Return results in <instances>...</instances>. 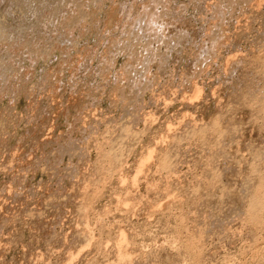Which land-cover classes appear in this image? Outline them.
<instances>
[{
    "label": "rangeland",
    "instance_id": "374dc122",
    "mask_svg": "<svg viewBox=\"0 0 264 264\" xmlns=\"http://www.w3.org/2000/svg\"><path fill=\"white\" fill-rule=\"evenodd\" d=\"M37 2L0 0V264H264V0Z\"/></svg>",
    "mask_w": 264,
    "mask_h": 264
},
{
    "label": "bare ground",
    "instance_id": "6f19581e",
    "mask_svg": "<svg viewBox=\"0 0 264 264\" xmlns=\"http://www.w3.org/2000/svg\"><path fill=\"white\" fill-rule=\"evenodd\" d=\"M32 1H33V0H32ZM74 1H75V0H74ZM83 1H84V0H83ZM94 1H95V0H94ZM140 1H141V0H140ZM145 1H146V0H145ZM163 1H164V0H163ZM166 1H167V0H166ZM234 1H236V0H234ZM26 2H27V1H26ZM38 2H39V0H38ZM38 2H37V3H38ZM41 2H42V1H41ZM68 2H69V1H68ZM77 2H78V1H77ZM89 2H90V1H89ZM156 2H157V0H156ZM161 2H162V1H161ZM228 2H229V1H228ZM53 3H54V2H53ZM64 3H65V2H64ZM73 3H74V2H73ZM79 3H80V2H79ZM83 3H84V2H83ZM153 3H154V2H153ZM231 3H232V2H231ZM234 3H235V2H234ZM234 3H233V4H234ZM26 4H27V3H26ZM29 4H30V3H29ZM67 4H68V3H67ZM70 4H71V2H70ZM137 4H138V3H137ZM143 4H144V2H143ZM154 4H155V3H154ZM156 4H157V3H156ZM158 4H160V3H158ZM167 4H169V3H167ZM11 5H12V4H11ZM24 5H25V4H24ZM31 5H32V3H31ZM37 5H38V4H37ZM73 5H74V4H73ZM75 5H77V4H75ZM129 5H130V4H129ZM138 5H139V4H138ZM140 5H141V2H140ZM140 5H139V6H140ZM146 5H147V4H146ZM179 5H180V4H179ZM181 5H182V4H181ZM181 5H180V6H181ZM229 5H230V4H229ZM231 5H232V4H231ZM33 6H34V5H33ZM33 6H32V7H33ZM35 6H36V5H35ZM66 6H67V5H66ZM98 6H99V5H98ZM134 6H135V5H134ZM155 6H156V5H155ZM165 6H166V5H165ZM165 6H164V7H165ZM215 6H216V5H215ZM25 7H27V6H25ZM42 7H44V6H42ZM53 7H54V6H53ZM69 7H70V6H69ZM73 7H74V6H73ZM120 7H121V6H120ZM124 7H125V6H124ZM127 7H128V6H127ZM131 7H133V6H131ZM131 7H130V8H131ZM145 7H146V6H145ZM150 7H151V6H150ZM153 7H154V6H153ZM218 7H220V6H218ZM23 8H24V7H23ZM134 8H136V7H134ZM148 8H149V7H148ZM28 9H30V8H28ZM39 9H40V6H39ZM49 9H50V7H49ZM55 9H56V8H55ZM74 9H75V8H74ZM131 9H132V8H131ZM131 9H130V10H131ZM140 9H141V8H140ZM143 9L146 10V8H143ZM156 9H157V7H156ZM184 9H185V8H184ZM219 9H220V8H219ZM58 10H59V9H58ZM60 10H61V9H60ZM122 10H123V9H122ZM134 10H135V9H134ZM136 10H137V9H136ZM147 10H149V9H147ZM168 10H169V9H168ZM27 11H30L31 13L35 14V16H37L36 14H39V13L41 12V11H40V12L37 11V9H35V7L31 8L30 10H27ZM49 11H50V13H51V11H54V10L52 9V10H49ZM62 11H63V10H62ZM79 11H80V9H79ZM127 11H128V9H127ZM132 11H133V9H132ZM161 11H162V10H161ZM221 11H222V10H221ZM47 12H48V11H46V13H47ZM56 12H57V11H56ZM75 12H76V11H75ZM81 12H82V11H81ZM124 12H125V11H124ZM129 12H130V11H128V13H129ZM171 12H172V11H171ZM17 13H18V12H17ZM48 13H49V12H48ZM60 13H62V12H60ZM85 13H86V12H85ZM126 13H127V12H126ZM213 13H214V12H213ZM221 13H223V12H221ZM20 14H21V13H20ZM29 14H30V13H29ZM53 14H54V12H53ZM56 14H57V13H56ZM83 14H84V13H83ZM119 14H120V13H119ZM134 14H135V13H134ZM161 14H164V13H161ZM179 14L181 15V13H179ZM22 15H23V14H22ZM31 15H32V14H31ZM45 15H47V14H45ZM51 15H52V14H51ZM130 15H131V14H129L128 16H130ZM140 15H141V16H140ZM155 15H156V12H153V11H152V12H151V11H150V12L145 11V12H143L142 14L137 15L138 18H137L136 20L134 19V17H136V16L133 15L134 17L132 16L133 18L130 19L131 17L128 18L127 15H126V16L124 17V18H125L124 21H125L126 19H128V20L130 19V20H132V21H130V22L133 23V21H134V22L136 21V23H137L138 20L140 21V18H141V21L144 22V23L142 24V25H144V27H143L142 29H140V30L145 31L146 34H147V33H148V34H151L150 32H152V30H153V31H156L157 28H158V27H156L157 23H155V22H156V17H155ZM14 16H15V15H14ZM32 16H33V15H32ZM32 16H31V18H32ZM39 16H40V15H39ZM49 16H50V15H49ZM55 16H56V15L54 14L53 17H55ZM68 16H70V15H68ZM78 16H79V15H78ZM156 16H157V15H156ZM161 16H162V15H161ZM161 16H160V17H161ZM51 17H52V16H51ZM53 17H52V18H53ZM56 17H57V16H56ZM63 17H64V16H63ZM126 17H127V18H126ZM154 17H155V18H154ZM35 18H36V17H35ZM37 18H38V16H37ZM40 18H41V16H40ZM43 18H46V17H43ZM47 18H48V17H47ZM80 18H81V17H80ZM16 19H17V18H16ZM26 19H27V18H26ZM41 19H42V18H41ZM41 19H40V21H41ZM49 19H50V17H49ZM58 19H59V18H58ZM76 19H77V18H76ZM133 19H134V20H133ZM220 19H221V18H220ZM29 20H30V19H29ZM34 20H35V19H34ZM44 20H47V19H43V21H44ZM55 20H56V18H55ZM65 20H66V19H65ZM65 20H64V21H65ZM71 20H72V19H71ZM78 20H79V19H78ZM43 21H42V22H43ZM121 21H122V20H121ZM141 21H140V22H141ZM32 22H33V21H32ZM48 22H49V21H48ZM48 22H47V24H48ZM50 22H51V21H50ZM65 22H66V21H65ZM29 23H30V22H29ZM29 23H28V24H29ZM34 23H35V22H34ZM38 23H39V21H38ZM40 23H41V22H40ZM43 23H44V22H43ZM57 23H58V22H57ZM67 23H68V22H67ZM126 23H127V22H126ZM138 23H139V22H138ZM215 23H216V22H215ZM12 24H13V23H12ZM21 24H22V23H21ZM50 24H51V23H50ZM53 24H54V23H53ZM65 24H66V23H65ZM68 24H69V23H68ZM154 24H156V25H154ZM7 25H9V24H7ZM48 25H49V24H48ZM66 25H67V24H66ZM72 25H73V23H72ZM128 25H130V23H129ZM138 25H139V24H138ZM138 25L136 24V26H138ZM142 25H141V26H142ZM158 25H159V27H161L159 23H158ZM158 25H157V26H158ZM40 26H41V24H40ZM42 26H43V24H42ZM42 26H41V27H42ZM70 26H71V25H70ZM74 26H75V25H74ZM136 26H135V27H136ZM141 26H140V28H141ZM28 27H30V25H28ZM51 27H52V26H51ZM66 27H67V26H66ZM71 27H72V26H71ZM71 27H70V28H71ZM127 27H128V26H127ZM129 27H130V26H129ZM133 27H134V26H133ZM218 27H219V26H218ZM3 28H4V26H1V27H0V33H3V32H4V30L2 31ZM11 28H12V27H11ZM23 28H24V27H23ZM39 28H40V27H39ZM39 28H38V29H39ZM47 28H48V26H47ZM63 28H64V27H63ZM80 28H81V27H80ZM131 28H132V27H131ZM154 28H156V30H155ZM220 28H221V27H220ZM222 28H223V27H222ZM4 29H5V28H4ZM29 29H30V28H29ZM33 29H35V28H33ZM40 29H41V28H40ZM43 29H44V28H43ZM50 29H51V28H50ZM66 29H67V28H66ZM68 29H69V27H68ZM73 29H74V27H73ZM125 29H126V28H125ZM143 29H144V30H143ZM5 30H6V29H5ZM7 30H8V29H7ZM20 30H21V29H20ZM58 30H59V29H58ZM62 30H63V29H62ZM133 30L135 31L136 28H133ZM158 30H159V28H158ZM217 30H218V29H217ZM220 30H222V29H220ZM21 31H22V30H21ZM23 31H24V30H23ZM27 31H28V30H27ZM34 31H35V30H34ZM53 31H54V29H53ZM67 31H68V30H67ZM71 31H72V30H71ZM71 31H70V32H71ZM78 31H79V30H78ZM127 31H128V29H127ZM130 31H132V30L130 29ZM160 31H161V28H160ZM9 32H10V31H9ZM12 32H13V31H12ZM24 32H25V31H24ZM28 32H29V31H28ZM28 32H27V33H28ZM39 32H40V31H39ZM45 32H46V31H45ZM56 32H57V31H56ZM64 32L66 33V31H64ZM121 32H122V31H121ZM135 32H136V31H135ZM218 32H219V31H218ZM221 32H222V31H221ZM52 33H53V32H52ZM54 33H55V32H54ZM54 33H53V34H54ZM67 33H68V32H67ZM67 33H66V34H67ZM131 33H133V32H131ZM156 33H157V32H155V33L152 32L153 35L156 34ZM158 33H159V32H158ZM158 33H157V34H158ZM18 34H19V33H18ZM20 34H21V33H20ZM22 34H23V33H22ZM68 34H69V33H68ZM142 34H143V33H142ZM142 34H141L140 36H142ZM148 34H147V35H148ZM157 34H156V35H157ZM178 34H179V33H178ZM8 35H9V33H8ZM69 35H72V34H69ZM125 35H126V34H125ZM134 35H135V34H134ZM143 35L145 36V33H144ZM147 35H146V37H147ZM160 35H162V34L160 33ZM221 35H222V34H221ZM21 36H22V35H21ZM40 36H41V35H40ZM43 36H44V35H43ZM58 36H59V35H58ZM150 36H151V35H150ZM157 36H158V35H157ZM157 36H154V37L157 38ZM178 36H179V35H178ZM4 37H5V36H4ZM4 37H3V40H4ZM6 37H8V36L6 35ZM15 37H16V35H15ZM29 37H31V36H29ZM71 37H72V36H71ZM71 37H70V38H71ZM130 37H131V36H130ZM0 38L2 39V34L0 35ZM12 38H13V37H12ZM21 38H22V37H21ZM23 38H25V37H23ZM32 38H34V37H32ZM51 38H52V37H51ZM56 38H57V37H56ZM63 38H64V37H63ZM75 38H76V37H75ZM140 38H141V37H140ZM142 38H143V37H142ZM144 38H145V37H144ZM148 38H149V37H148ZM168 38H169V37H168ZM1 39H0V40H1ZM7 39L10 40V38H7ZM7 39H6V40H7ZM19 39H20V38H19ZM27 39H28V38H27ZM27 39H26V40H27ZM35 39H36V38H35ZM158 39H159V38H158ZM206 39H207V38H206ZM212 39H213V38H212ZM14 40H15V39H14ZM14 40H13V41H14ZM28 40H29V39H28ZM30 40H32V39H30ZM36 40H37V39H36ZM41 40H42V39H41ZM135 40H136V39H135ZM146 40H147V39H146ZM154 40H155V38H154ZM215 40H216V39H215ZM19 41H20V40H19ZM72 41H73V40H72ZM75 41H76V40H75ZM75 41H73V42H75ZM163 41H164V39H163ZM5 42H6V41H5ZM5 42H4V43H5ZM16 42H17V41H16ZM32 42H35V40L32 41ZM37 42H38V40H37ZM41 42H42V41H41ZM44 42H45V41H44ZM54 42H55V41H54ZM137 42H138V41H137ZM144 42L146 43V41H144ZM148 42H149V40H148ZM170 42H171V41H170ZM172 42H173V41H172ZM210 42H211V41H210ZM8 43H9V42H8ZM8 43H7V44H8ZM12 43H13V42H12ZM65 43H66V41H65ZM131 43H132V42H131ZM151 43H152V42H151ZM162 43L164 44V42H162ZM167 43H168V42H167ZM176 43H177V41H176ZM214 43H215V41H214ZM2 44H3V43H2ZM10 44H11V43H10ZM16 44H17V43H16ZM18 44H19V42H18ZM20 44H21V42H20ZM71 44H72V42H71ZM137 44H139V43H137ZM137 44H136V45H137ZM155 44H156V43H155ZM173 44H174V43H173ZM173 44H172V45H173ZM215 44H216V43H215ZM12 45H13V44H12ZM24 45H25V44H24ZM24 45L22 44V47H23ZM30 45H32V44H30ZM37 45H38V44H37ZM37 45H36V46H37ZM52 45H53V44H52ZM75 45H76V44H75ZM75 45H74V47H75ZM133 45H134V44H133ZM146 45H147V43H146ZM148 45H150V44H148ZM210 45H211V44H210ZM0 46H1V45H0ZM5 46H6V43H5ZM38 46H39V45H38ZM157 46H158V45H157ZM159 46H160V45H159ZM173 46L175 47V45H173ZM6 47H7V46H6ZM6 47H5V48H6ZM34 47H35V46H34ZM211 47H212V46H211ZM10 48H11V47H10ZM35 48H36V47H35ZM35 48H34L33 50L36 52V49H35ZM37 48H38V47H37ZM49 48H50V47H49ZM124 48H125V47H124ZM134 48H135V47H134ZM213 48H214V47H213ZM263 48H264V47H263ZM17 49H18V48H17ZM19 49H20V48H19ZM41 49H42V48H41ZM41 49H40V51H41ZM50 49H51V48H50ZM62 49H63V48H62ZM65 49H68V47L65 48ZM205 49H206V48H205ZM209 49H210V48H209ZM209 49H208V50H209ZM211 49H212V48H211ZM3 50H4L3 52H5V51L7 50V48H6V50H5L4 47H3ZM22 50H23V49H22ZM22 50H21V51H22ZM25 50H27L26 47H25ZM25 50L22 51V54H21V55H23V53L25 52ZM33 50L31 49V51H33ZM38 50H39V49H38ZM11 51H12V50H11ZM31 51H30V52H31ZM42 51H43V50H42ZM3 52H2V53H3ZM13 52H14V51H13ZM27 52H28V53H26V54H27L26 56H30V55H28V54H30V52H29V51H27ZM35 52H33V53H35ZM210 52H211V51H210ZM213 52H214V51H213ZM2 53H1V54H2ZM6 53H8V52L3 53V55L8 56ZM14 53H15V52H14ZM14 53H13V54H14ZM37 53H38V52H37ZM44 53H45V52H44ZM164 53H165V52H164ZM8 54H10V53H8ZM11 54H12V53H11ZM18 54H19V53H18ZM35 54H36V53H35ZM35 54H34V55H35ZM131 54H132V53H131ZM3 55H2V56H3ZM36 55H37V54H36ZM36 55H35V56H36ZM43 55H45V54H43ZM0 56H1V55H0ZM14 56H15V55H14ZM16 56H17V55H16ZM38 56H39V55H38ZM152 56H153V55H152ZM3 57H4V56H3ZM8 57H9V58H8ZM8 57H7L8 59L12 58V57H10V55H9ZM43 57H44V56H43ZM143 57H144V56H143ZM4 58L8 61V59H7L6 57H4ZM19 58H20V56H19ZM19 58H18V59H19ZM29 58H30V57H29ZM34 58H35V57H34ZM207 58H208V57H207ZM20 59H21V58H20ZM37 59H38V58H37ZM139 59H140V58H139ZM144 59H145V58H144ZM150 59H151V57H150ZM211 59H213V58H211ZM1 60H2V59H1ZM3 60H4V59H3ZM31 60H32V59H31ZM140 60H141V59H140ZM146 60H147V59H145V61H146ZM148 60H149V58H148ZM153 60H154V59H153ZM4 61H5V60H4ZM4 61H0V67H1V66H4V65L7 64V62H5L6 64L3 63ZM11 61H13V60H11ZM151 61H152V60H151ZM8 62H10V60H9ZM141 62H142V61H141ZM10 63H11V62H10ZM10 63H9V64H10ZM35 63H36V62H35ZM148 63H149V62H148ZM12 65H13V64H12ZM16 65H17V64H16ZM145 65H146V64H145ZM7 66H9V65H7ZM14 66H15V65H14ZM5 67H6V66H5ZM11 67H13V66H11ZM11 67H8V68H9V70L11 69V72H12V68H11ZM15 67H16V66H15ZM8 68H7V69H8ZM145 68H146V66H145ZM4 70H6V68H5ZM15 70H16V69H15ZM143 70H145V69H143ZM6 71H7V70H6ZM13 71H14V70H13ZM1 72H2V71H1ZM1 72H0V73H1ZM196 72H197V71H196ZM142 73H143V72H142ZM11 74H12V73H11ZM144 74H145V72H144ZM14 75H15V74H14ZM141 75H142V74H141ZM3 76H4V74H3ZM5 76H6V74H5ZM5 76H4V77H5ZM139 76H140V75H139ZM142 76H143V75H142ZM8 77H9V75H8ZM16 77H17V76H16ZM13 78H15V77H13ZM5 79H7V77H5ZM3 80H4V79H3ZM2 82H4V81H2ZM6 83H7V82H6ZM136 83H137V82H136ZM137 87H138V86H137ZM194 87H195V86H194ZM194 93H196V92H194ZM246 94H247V93H246ZM243 96H244V95H243ZM135 120H136V119H135ZM124 129H125V128H124ZM123 132H124V130H123ZM123 132H122V133H123ZM126 132H127V131H126ZM133 132H134V131H133ZM113 141H114V140H113ZM115 147H116V146H115ZM76 151H77V150H76ZM85 156H86V155H85ZM117 156H118V155H117ZM112 157H113V156H112ZM114 157H115V156H114ZM114 157H113V158H114ZM113 158H111V159H113ZM116 158H117V157H116ZM116 158H115V159H116ZM109 159H110V158H109ZM111 159H110V161H111ZM115 159H113V162L115 161V163H116L117 159L119 160V157H118L116 160H115ZM252 209H254V208H252Z\"/></svg>",
    "mask_w": 264,
    "mask_h": 264
}]
</instances>
